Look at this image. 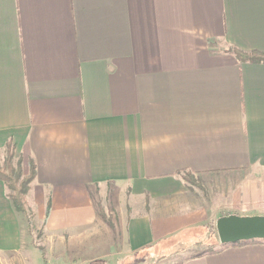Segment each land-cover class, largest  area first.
Returning <instances> with one entry per match:
<instances>
[{
    "label": "crops",
    "instance_id": "1",
    "mask_svg": "<svg viewBox=\"0 0 264 264\" xmlns=\"http://www.w3.org/2000/svg\"><path fill=\"white\" fill-rule=\"evenodd\" d=\"M230 47L264 52V0H0V163L37 167L31 226L0 179V264H119L204 220L188 174L264 170V63ZM109 184L131 197L94 243ZM194 256L172 264H264V240Z\"/></svg>",
    "mask_w": 264,
    "mask_h": 264
},
{
    "label": "rangeland",
    "instance_id": "2",
    "mask_svg": "<svg viewBox=\"0 0 264 264\" xmlns=\"http://www.w3.org/2000/svg\"><path fill=\"white\" fill-rule=\"evenodd\" d=\"M7 157L8 154L6 159H4L5 162L0 163L1 168L4 167ZM21 160L22 156H19L15 152L11 158V163L15 170H18ZM185 182L187 187L196 190L198 198L202 199L196 200V202L199 206L202 204L205 210L204 220L186 229L187 231L176 234L178 236L152 246L149 249L138 253L116 256L119 264H123L120 263L122 257L124 264H172L209 248H214L215 250L221 246L216 227L219 218L233 214L240 216H264V170L236 172L223 177L214 175L213 177H205L204 179L201 176L194 177L188 174L185 176ZM95 193L93 201L95 212L99 217L94 223V229L97 230L94 236V243L101 239L110 238L112 240V237H109V235L114 233L117 236L118 242L119 231L122 228L118 208L120 206L124 207L131 196L127 190L123 189V192L120 193L119 189L110 184L98 188ZM26 202L28 206L27 198ZM31 213L33 212L31 211ZM34 224L36 222L33 223L36 239L40 240L39 237L42 235V229L37 230ZM40 228H42V225ZM39 247L43 249L42 245ZM43 252L46 254L44 249ZM104 260L97 262V264H105ZM75 263V261H70L58 264ZM106 264L115 263L112 261V258H109Z\"/></svg>",
    "mask_w": 264,
    "mask_h": 264
},
{
    "label": "trees",
    "instance_id": "3",
    "mask_svg": "<svg viewBox=\"0 0 264 264\" xmlns=\"http://www.w3.org/2000/svg\"><path fill=\"white\" fill-rule=\"evenodd\" d=\"M229 51L232 52L236 56L237 60L241 63H245V62L264 63V52H257V51L247 52L237 47H230ZM15 149L16 148L12 144V142H9L7 145L8 157H7L6 163L3 168L0 167V179L7 186L9 190V197L12 200L16 210L18 212H23L27 214L29 213V224L31 226L33 213H31V211L28 210L26 196L28 192L30 191L32 182L36 178V171H37L36 168L37 167H36L35 161L31 159L30 165H29V168H30L29 174L27 176H24L23 174L22 161L19 165L18 170H15L13 167V164L11 163V158L14 156ZM50 208H51V204L49 201L47 214H49ZM254 241L255 240L246 241V242L249 243V242H254ZM239 243H244V242H239ZM223 246H227V245H223ZM41 251L45 258V254L42 248H41ZM212 252H214V248H211V249L209 248L207 250L196 253L194 257L196 256L200 257L207 253H212Z\"/></svg>",
    "mask_w": 264,
    "mask_h": 264
},
{
    "label": "water",
    "instance_id": "4",
    "mask_svg": "<svg viewBox=\"0 0 264 264\" xmlns=\"http://www.w3.org/2000/svg\"><path fill=\"white\" fill-rule=\"evenodd\" d=\"M216 227L222 245L264 240V216L228 215L219 218Z\"/></svg>",
    "mask_w": 264,
    "mask_h": 264
}]
</instances>
